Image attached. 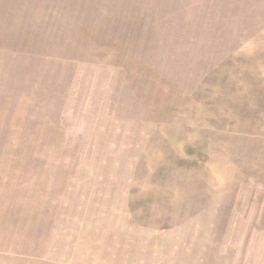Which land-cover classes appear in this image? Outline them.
Returning <instances> with one entry per match:
<instances>
[{
    "label": "rangeland",
    "instance_id": "1",
    "mask_svg": "<svg viewBox=\"0 0 264 264\" xmlns=\"http://www.w3.org/2000/svg\"><path fill=\"white\" fill-rule=\"evenodd\" d=\"M0 264H264V0H0Z\"/></svg>",
    "mask_w": 264,
    "mask_h": 264
}]
</instances>
